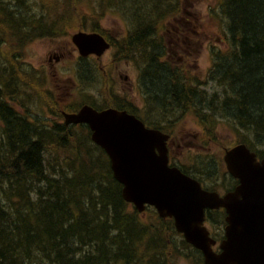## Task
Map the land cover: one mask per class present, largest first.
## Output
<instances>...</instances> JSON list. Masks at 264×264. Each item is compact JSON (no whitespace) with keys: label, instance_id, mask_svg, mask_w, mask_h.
I'll return each instance as SVG.
<instances>
[{"label":"trees","instance_id":"obj_1","mask_svg":"<svg viewBox=\"0 0 264 264\" xmlns=\"http://www.w3.org/2000/svg\"><path fill=\"white\" fill-rule=\"evenodd\" d=\"M165 3L154 2L155 10L160 12ZM220 5L229 47L213 52L206 80L221 87L220 97L187 88L180 66L161 60L164 48L149 20L131 31L118 50L124 58L140 57L152 89L157 80L161 84L159 94L147 96L148 104L198 103L209 111L208 119L224 118L239 143L261 157L264 151L256 146L264 144V0H222ZM11 20L9 14L5 22ZM51 21L33 20L35 36L54 30ZM3 23L1 27L11 26ZM16 62V56L0 62V264H166L165 231L142 224L136 212L126 211L123 187L108 157L101 152L93 158L98 147L90 146L89 128L85 125L81 139L74 128L22 114L4 99L23 96L26 103L35 90L34 77ZM114 101L113 107L137 115L129 102ZM240 129L248 135H239ZM54 146L68 148L75 157L59 158ZM79 146L85 154L77 153ZM48 154L57 167L47 166ZM232 181L231 190L238 184ZM160 221L162 228L173 224L172 219Z\"/></svg>","mask_w":264,"mask_h":264},{"label":"rangeland","instance_id":"obj_2","mask_svg":"<svg viewBox=\"0 0 264 264\" xmlns=\"http://www.w3.org/2000/svg\"><path fill=\"white\" fill-rule=\"evenodd\" d=\"M157 1L0 0V23L11 25L1 27L0 24V37L5 36L4 40H0V62L5 63L6 59L16 56V64L34 77L35 89L25 98L26 103H23V96L4 99L13 107L17 106L20 113L42 119L51 126L64 124V113L77 112L85 104L101 109L112 108L116 98L122 103L129 102V108L136 111L142 119L150 121L151 126L160 124L164 127H161L163 131L172 135L169 154L175 166L185 173L200 177L211 190L231 191L230 186L234 183L232 179L235 178L227 169L224 154L227 148L239 143L236 130L224 118L208 119L206 113L209 111H205L198 103H192L188 107L172 101L166 102L167 106L164 102L160 105L154 102L148 104L147 96L159 94L161 84L157 80V85L152 89L153 83L143 76L144 68L140 57L134 55V59L124 58L118 50L122 42H126L131 31L127 33V29L131 24L134 25L136 20H149L147 24L150 23L151 28L161 37L159 39L164 48L161 60L174 63L177 58L170 51V41L176 39L180 31L186 32V43L182 45L190 47V54L179 68L183 71L187 88L195 87L201 93L205 90L220 97L218 92L221 87H217L210 79L208 83L204 82L212 63L213 52L223 53L229 47L225 19L220 7L222 0H166L160 12L154 8V2ZM9 14L12 16L10 24L5 22ZM39 17L46 21L52 20L55 29L49 34L35 36L33 20L39 21ZM23 18L26 22L17 20ZM80 31L107 35L118 49L105 51L101 56L93 54V58L82 61L79 59L78 48L72 41V36ZM171 66H175V63ZM22 104L26 106L21 107ZM84 127L82 124H74L66 126V129L74 128V132L83 139L86 133ZM240 132L239 135H248L242 129ZM90 140V146L98 147L96 155H93L94 159L101 152L108 157L92 141L91 134ZM54 147L59 158L70 155L72 160L75 157L68 148ZM257 147L264 151V144H258ZM77 149L78 154H85L83 147L79 146ZM47 166L57 167L51 154L47 156ZM127 203L126 211L136 212L142 224L165 231L166 264H204L203 253L189 244L174 224L161 227L160 220L165 218L156 209L146 207L144 211H138L134 204ZM224 217L216 215L211 219V224H206L218 240L224 235Z\"/></svg>","mask_w":264,"mask_h":264},{"label":"water","instance_id":"obj_3","mask_svg":"<svg viewBox=\"0 0 264 264\" xmlns=\"http://www.w3.org/2000/svg\"><path fill=\"white\" fill-rule=\"evenodd\" d=\"M72 41L81 56H101L110 43L99 33L80 31ZM65 125L86 124L92 141L108 155L122 196L138 211L153 206L172 218L176 230L203 253L204 264H264V157L239 143L224 154L229 173L238 180L231 191L202 187L196 178L170 165V135L147 127L136 115L116 108L99 110L85 104L64 113ZM224 208V238L217 240L206 227V211Z\"/></svg>","mask_w":264,"mask_h":264},{"label":"flooded vegetation","instance_id":"obj_4","mask_svg":"<svg viewBox=\"0 0 264 264\" xmlns=\"http://www.w3.org/2000/svg\"><path fill=\"white\" fill-rule=\"evenodd\" d=\"M150 1H154V0H150ZM159 1V0H158ZM157 1V2H158ZM141 22H139L138 20H137V22H135L134 23V25H132L131 24V26H132V29H131V26L127 29V33H128V31H136L137 29H138V26H139V24H140ZM185 25V24H184ZM183 26V25H182ZM131 31L129 32V33H131ZM183 31H184V29H183ZM86 32V31H85ZM196 32V31H195ZM88 33H89V31H88ZM91 33V32H90ZM100 33V32H99ZM129 33H128V35H129ZM105 37V39L110 43V47H109V49H107L106 51H109V50H111V49H114V48H116V49H118V47H116L115 46V44H114V42L106 35V36H104ZM186 39H187V33L186 32H182V31H180V33H178L177 35H176V39H174V40H172V41H170L172 44L170 45V51L172 52V54L174 53V55L176 56V58H177V60H176V62H174L175 63V66H180V65H182L185 61H186V59L189 57V54H190V51H189V46H183L182 44H184V43H186ZM123 43V42H122ZM183 46V47H182ZM79 55H80V53H79ZM93 56H95V55H93V54H91V55H89V56H87V57H83V56H81L80 55V60H82V61H84L85 59H87V58H89L90 59V57H92L93 58ZM58 59V58H57ZM59 61V60H58ZM171 64H174L173 62H171V61H169ZM79 63V62H78ZM143 76H145V74H143ZM208 76V75H207ZM207 80V79H206ZM204 83H206V81L204 82ZM113 108V107H112ZM114 108H116V107H114ZM103 109H106V108H103ZM116 109H119V108H116ZM120 110H123V109H120ZM127 111V110H126ZM127 112H129V111H127ZM129 113H131V112H129ZM131 114H133V113H131ZM138 117H140V116H138ZM140 119L143 121V122H145L149 127H151V125H150V121H147V120H145V119H142L141 117H140ZM153 127V126H152ZM169 142H170V139H169ZM211 212V214H213V215H215L217 212H219L218 210H211L210 211ZM209 220V219H208Z\"/></svg>","mask_w":264,"mask_h":264}]
</instances>
